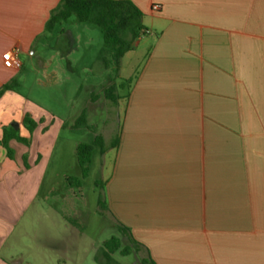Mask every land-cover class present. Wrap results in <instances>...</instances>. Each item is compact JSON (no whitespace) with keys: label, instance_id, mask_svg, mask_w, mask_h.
<instances>
[{"label":"crops","instance_id":"1","mask_svg":"<svg viewBox=\"0 0 264 264\" xmlns=\"http://www.w3.org/2000/svg\"><path fill=\"white\" fill-rule=\"evenodd\" d=\"M129 1L149 34L112 104L107 214L155 264H264V0ZM58 2L0 0V87L4 53L27 54Z\"/></svg>","mask_w":264,"mask_h":264},{"label":"rangeland","instance_id":"2","mask_svg":"<svg viewBox=\"0 0 264 264\" xmlns=\"http://www.w3.org/2000/svg\"><path fill=\"white\" fill-rule=\"evenodd\" d=\"M144 54L143 45L125 54L116 73L99 29L71 17L52 32H43L30 51L20 55L21 67L11 79L13 89L0 98V123L7 128L27 113L40 120L41 135H34L35 146L32 139L30 145L10 142L12 159L0 149L1 260L100 264L95 258L101 260L103 243L115 237L121 247L111 255L113 262L142 264V252L131 248L128 255L120 253L129 248L127 239L107 212H99L97 201L99 196L106 199L113 152L107 149L101 155L94 148L88 175L81 179L76 147L102 135L108 148L124 107L122 102L114 107L106 100L103 88L112 83L116 92H124ZM83 113L85 124L76 126ZM25 134L22 127L19 135ZM9 168H13L10 174ZM73 179L81 181L79 187L70 184Z\"/></svg>","mask_w":264,"mask_h":264},{"label":"trees","instance_id":"3","mask_svg":"<svg viewBox=\"0 0 264 264\" xmlns=\"http://www.w3.org/2000/svg\"><path fill=\"white\" fill-rule=\"evenodd\" d=\"M74 17L77 23L91 24L96 26L103 39V47L105 52L110 54V60L113 63V69L117 73L120 68V62L125 54L132 50V45L139 39L146 37L149 32L143 25V13L129 0H59L58 5L50 13V17L45 23L44 32L50 33L57 26L67 23ZM105 67L108 66L107 60L104 61ZM14 81L0 87V98L5 92L11 91ZM116 86L110 83L103 88L104 97L112 104H116L119 97L115 96ZM40 121L36 122L28 114L22 121V126L26 129L28 136L21 137L19 130L12 126L3 127L0 137V149H4L9 159L13 158V151L10 149L9 143L16 141L24 145L31 144V138L34 130L38 127ZM79 123L85 124L84 113L77 119L75 125ZM117 142L111 143V147H115ZM98 147L99 152L103 155L107 151L102 135H96L88 144H78L76 147V160L80 169L81 179H85L88 175V168L91 163V156L94 148ZM79 179H73L70 184L77 187L80 186ZM99 212H107L106 199L99 196L98 201ZM116 229L121 236L127 239L129 243L128 249H122V255H128L131 248L135 252L141 250L142 245L134 240L130 230L125 226L117 223ZM121 240L111 237L103 243L101 248V260L95 258L100 264H116L113 262L111 255L119 250ZM142 264H155L148 256L141 259Z\"/></svg>","mask_w":264,"mask_h":264},{"label":"built area","instance_id":"4","mask_svg":"<svg viewBox=\"0 0 264 264\" xmlns=\"http://www.w3.org/2000/svg\"><path fill=\"white\" fill-rule=\"evenodd\" d=\"M149 34V32H147ZM3 66L7 69L18 71L21 67L19 49H11L4 53Z\"/></svg>","mask_w":264,"mask_h":264},{"label":"water","instance_id":"5","mask_svg":"<svg viewBox=\"0 0 264 264\" xmlns=\"http://www.w3.org/2000/svg\"><path fill=\"white\" fill-rule=\"evenodd\" d=\"M12 127H13L14 129H17V128H18V126H17L15 123L12 124Z\"/></svg>","mask_w":264,"mask_h":264}]
</instances>
